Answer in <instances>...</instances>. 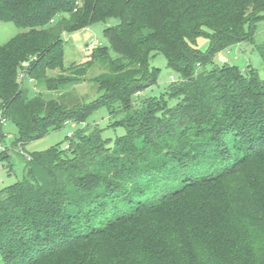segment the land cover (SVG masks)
I'll return each mask as SVG.
<instances>
[{
	"label": "trees",
	"instance_id": "1",
	"mask_svg": "<svg viewBox=\"0 0 264 264\" xmlns=\"http://www.w3.org/2000/svg\"><path fill=\"white\" fill-rule=\"evenodd\" d=\"M112 18L110 45L64 67V34ZM263 19L264 0H0V20L24 29L0 44L1 118L20 139L102 106L126 129L114 148L79 129L70 155L61 142L26 158L23 180L0 190V264H264V77L214 62ZM158 52L181 76L167 92L176 103L137 106ZM95 64L101 94L89 103L31 96L19 79L62 92Z\"/></svg>",
	"mask_w": 264,
	"mask_h": 264
},
{
	"label": "rangeland",
	"instance_id": "2",
	"mask_svg": "<svg viewBox=\"0 0 264 264\" xmlns=\"http://www.w3.org/2000/svg\"><path fill=\"white\" fill-rule=\"evenodd\" d=\"M118 22L117 19L112 18L108 22L97 23L91 26L90 29L82 28L65 33L64 67L68 68L73 64H86L95 45L109 46L110 42L103 31L107 26L116 25ZM21 31H24V29L17 27L15 23L0 20V44H6ZM197 46L202 52H207L210 48V38L207 36L199 37ZM257 46H261L264 49V19L257 23L255 36H252L248 41L237 43L232 47L219 51L214 62L220 66L226 63L235 64L244 71L255 69L261 77H264V60ZM111 54L116 56L113 51ZM150 67L158 69L157 82L133 95L135 105L141 106L151 98L167 99L170 106L174 105L176 100L168 99L167 92L171 83L180 80V74L168 66L167 58L161 52L151 58ZM58 73H60L58 69L49 70L51 76H56ZM100 73L101 69L98 65L90 66L87 69L86 76L81 78V82L69 84L62 92L52 91L44 86H39L36 81L30 79H21V82L23 86L30 88L31 96L42 95L45 99H51L70 93L89 103L97 99L101 94L92 79ZM65 74L72 75L68 71ZM1 115L0 113V119ZM121 119L122 115L120 113H112L109 107L102 106L91 112L85 121L70 120L65 122L61 128L51 131L46 136L28 142L25 139H20L22 135L21 129L15 122L11 120L3 122L4 137L0 145L5 148L1 151H6V157H0V190L23 180L26 158L30 157L31 153L46 150L62 142V149L70 155L72 147H74L72 140L74 133L79 129L90 132L93 128H98L106 148H114L116 139L123 137L126 133L125 127L118 124Z\"/></svg>",
	"mask_w": 264,
	"mask_h": 264
},
{
	"label": "built area",
	"instance_id": "3",
	"mask_svg": "<svg viewBox=\"0 0 264 264\" xmlns=\"http://www.w3.org/2000/svg\"><path fill=\"white\" fill-rule=\"evenodd\" d=\"M28 65V62H24L23 63V66H27ZM27 77V74L25 73V72H21L20 73V75H19V79L21 80V79H25ZM1 121L2 122H6L7 121V119H5V118H1ZM5 148H3L1 145H0V150H4Z\"/></svg>",
	"mask_w": 264,
	"mask_h": 264
}]
</instances>
